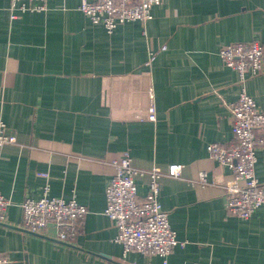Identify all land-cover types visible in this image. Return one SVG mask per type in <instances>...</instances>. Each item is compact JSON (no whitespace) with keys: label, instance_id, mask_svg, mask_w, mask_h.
<instances>
[{"label":"crops","instance_id":"1","mask_svg":"<svg viewBox=\"0 0 264 264\" xmlns=\"http://www.w3.org/2000/svg\"><path fill=\"white\" fill-rule=\"evenodd\" d=\"M80 3L48 0L45 10L13 18L11 0H0V121L16 136L0 148V192L11 201L0 222L5 264H165L161 256L125 253L114 240L106 187L111 161L125 151L141 169L184 166L181 177L161 179L159 201L185 242L167 264H264V206L249 219L230 213L232 170L208 150L232 141L229 104L242 89L220 49L264 44V0H167L145 25L131 21L112 33ZM143 72L157 119L127 121L113 95L116 79ZM244 86L264 110V71ZM199 173L207 183L195 180ZM255 173L264 184V149ZM149 182V174L137 178L140 198ZM47 185L51 196L76 197L88 208L73 243L57 240L53 228L38 234L20 226L23 201L40 198Z\"/></svg>","mask_w":264,"mask_h":264},{"label":"built area","instance_id":"2","mask_svg":"<svg viewBox=\"0 0 264 264\" xmlns=\"http://www.w3.org/2000/svg\"><path fill=\"white\" fill-rule=\"evenodd\" d=\"M167 0H81L79 9L95 24H103L112 33L121 24L140 21L144 25L150 20L152 8ZM48 0H11L12 17L18 18L27 11L46 9ZM225 65L239 74L242 89L236 101L229 104L232 114L233 139L228 144L211 143L210 156L227 165L233 178L225 188L227 209L241 219H249L254 212L264 206V184L255 173L257 152L264 149V110L259 109L253 96L246 88L248 77L264 71V44L258 41L236 42L220 49ZM156 51L150 53L147 65L155 60ZM118 86L113 95L122 103L120 114L127 121H155L156 108L153 101V88L150 76L142 73L135 76L117 78ZM116 109V108H115ZM117 110L112 109V112ZM118 112V111H117ZM16 136L7 132L0 121V148L15 143ZM114 175L106 187V215L117 229L115 242L123 246L124 252H139L148 256L165 258L180 241L177 232L170 224L169 212L162 207L159 195L162 177L167 174L181 177L184 166L174 163L166 173L154 167L141 169L133 164V157L127 151L111 161ZM149 174V191L139 197L137 178ZM207 183L205 173L195 179ZM11 201L0 192V222L7 221V209ZM20 226L33 233L45 234L49 228L55 231L57 240L73 243L80 235L83 221L88 213L86 205L76 197L65 199L51 196L49 185L38 199L23 201ZM8 261L7 255L0 252V264ZM201 264V263H187Z\"/></svg>","mask_w":264,"mask_h":264}]
</instances>
